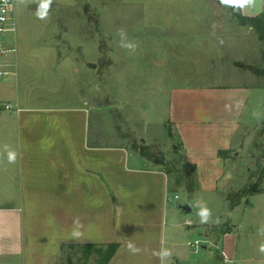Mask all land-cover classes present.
Masks as SVG:
<instances>
[{"label": "crops", "instance_id": "1", "mask_svg": "<svg viewBox=\"0 0 264 264\" xmlns=\"http://www.w3.org/2000/svg\"><path fill=\"white\" fill-rule=\"evenodd\" d=\"M5 42L16 51L0 56V70L10 71L0 76V264H62L68 245L112 242L118 248L108 264H168L164 170L125 146L97 143L76 86L62 89L65 70L53 47L18 48L15 36ZM71 70V81H78L77 67ZM247 101L242 85L176 89L169 99V120L185 164L195 166L196 188L225 200L219 185L229 181V155L218 151L231 149ZM9 152L16 153L14 163ZM242 202L240 220L220 235L199 224L202 234L220 242L221 264L240 259L238 229L255 228L264 239V191L230 209ZM248 238L253 243L252 234Z\"/></svg>", "mask_w": 264, "mask_h": 264}, {"label": "rangeland", "instance_id": "2", "mask_svg": "<svg viewBox=\"0 0 264 264\" xmlns=\"http://www.w3.org/2000/svg\"><path fill=\"white\" fill-rule=\"evenodd\" d=\"M243 5L255 15L264 9V0ZM38 7L39 0H14L17 46L55 49L65 70L62 89L67 93L76 86L98 144L125 146L135 153L144 145L163 162L149 161L150 166L170 169L173 182L184 175L187 165L168 116L172 91L242 85L248 89V101L225 159L230 178L219 189L226 196L256 180L264 167V81H257L252 71L237 63L264 67V42L253 30L238 26L226 6L213 0H53L43 19L37 15ZM214 20L217 28H213ZM73 65L79 71L78 81H71ZM260 187L264 189V178ZM174 189L167 187L165 192L166 263L221 264L216 259L220 242L215 245L213 238L202 234L199 224L218 236L229 223L240 220L245 203L232 211L217 192L198 187L189 194L184 178ZM180 205H188L190 211ZM247 208L250 222V203ZM205 209L208 214L202 216ZM248 229L237 231L240 259L233 264H264L260 251L264 239L257 238L261 233L255 228ZM251 234L253 243H248ZM71 254L73 264H78L77 254Z\"/></svg>", "mask_w": 264, "mask_h": 264}, {"label": "trees", "instance_id": "3", "mask_svg": "<svg viewBox=\"0 0 264 264\" xmlns=\"http://www.w3.org/2000/svg\"><path fill=\"white\" fill-rule=\"evenodd\" d=\"M213 1H215L220 5L226 6L232 18L235 20L238 26L247 27L248 29L250 28V31L253 30L256 33L258 39L261 42H264V10H262L256 15L249 16V15H245L242 12L240 0L239 2H226V0H213ZM262 57H264V54H262ZM238 61L239 63L237 64L240 67L242 68L244 67L249 71H252L253 74L250 73L252 76L255 77L257 76L256 77L257 81L258 78L259 80L264 81V79H262L264 78V67L261 66L252 67L250 64L246 62H241L240 60ZM262 65H264V60H262ZM180 144L183 150L182 143L180 142ZM175 146L176 145H174V147ZM228 151H230V149L219 150L218 154L219 156L224 157V155L227 154ZM138 152L142 157L146 158L147 160L155 164H163L162 161L153 158V155L147 151V148L144 145L138 147ZM183 171H184V175L183 176L180 175L173 182L172 181L170 182L169 180V174L171 173V170L167 169L164 171L168 177V188L171 190H175L174 187L179 185L182 179L184 178V188L189 194H192L194 189H196L197 187L195 166L187 165L186 169H184ZM262 178H264V167H261L256 180L251 185L245 188L237 189L235 191H230L226 195V199L229 202V207L233 208L234 206L239 204L241 199L245 196L264 191V189L260 187V185L262 184ZM117 248H118V243L115 242L108 244L84 243L80 245H68L63 250L62 264L65 263L73 264V259L71 254L72 252L75 255L77 254L76 260L78 264H108L110 259L115 254Z\"/></svg>", "mask_w": 264, "mask_h": 264}, {"label": "built area", "instance_id": "4", "mask_svg": "<svg viewBox=\"0 0 264 264\" xmlns=\"http://www.w3.org/2000/svg\"><path fill=\"white\" fill-rule=\"evenodd\" d=\"M13 9H14V0H0V56L7 52L16 51V47L13 44L11 46H7L5 42V38L11 36L9 34L10 32H13L12 36H15ZM9 73L10 71L0 70V76H4ZM10 107H11L10 104L6 105V108H10Z\"/></svg>", "mask_w": 264, "mask_h": 264}, {"label": "clouds", "instance_id": "5", "mask_svg": "<svg viewBox=\"0 0 264 264\" xmlns=\"http://www.w3.org/2000/svg\"><path fill=\"white\" fill-rule=\"evenodd\" d=\"M243 3H246V4H250L253 2V0H242ZM53 3V0H39V9L37 11V15L43 19L47 16V13H48V10L51 6V4ZM120 34H123V31L120 32ZM121 47H124V48H134L135 45L133 44H121ZM16 160V153L15 152H9L8 153V162L9 163H14ZM208 214V210L205 209L201 215L202 216H207ZM75 235H79L78 232L74 233ZM260 251L261 252H264V245L261 246L260 248Z\"/></svg>", "mask_w": 264, "mask_h": 264}, {"label": "water", "instance_id": "6", "mask_svg": "<svg viewBox=\"0 0 264 264\" xmlns=\"http://www.w3.org/2000/svg\"><path fill=\"white\" fill-rule=\"evenodd\" d=\"M88 66L89 67H95V64L89 63ZM180 208L183 209L186 212L190 211V207L188 205H180Z\"/></svg>", "mask_w": 264, "mask_h": 264}, {"label": "snow or ice", "instance_id": "7", "mask_svg": "<svg viewBox=\"0 0 264 264\" xmlns=\"http://www.w3.org/2000/svg\"><path fill=\"white\" fill-rule=\"evenodd\" d=\"M226 2H239V0H226Z\"/></svg>", "mask_w": 264, "mask_h": 264}]
</instances>
